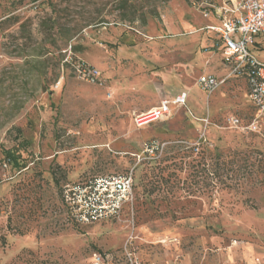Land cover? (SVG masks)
Here are the masks:
<instances>
[{
  "label": "rangeland",
  "instance_id": "rangeland-1",
  "mask_svg": "<svg viewBox=\"0 0 264 264\" xmlns=\"http://www.w3.org/2000/svg\"><path fill=\"white\" fill-rule=\"evenodd\" d=\"M237 1L0 0V161L20 157L0 162V264H264V161L246 154L264 149V109L206 30ZM204 74L223 83L205 92ZM130 172L119 214L72 213L70 187Z\"/></svg>",
  "mask_w": 264,
  "mask_h": 264
},
{
  "label": "built area",
  "instance_id": "built-area-1",
  "mask_svg": "<svg viewBox=\"0 0 264 264\" xmlns=\"http://www.w3.org/2000/svg\"><path fill=\"white\" fill-rule=\"evenodd\" d=\"M219 23L209 24L207 31H214L224 44V55L232 68V74L243 76L248 84V97L258 109H264V59L261 60L251 50L256 35L264 33V0H240L232 5L217 8ZM208 16L209 13H206ZM68 57L76 71L92 82L99 80V72L84 61L74 62ZM223 83L213 74L201 75L197 85L205 92H213ZM187 92L177 95L175 104L187 102ZM171 102L163 100L161 104L148 111L136 115L139 126L164 119L171 112ZM237 124L238 120L233 119ZM151 147H155L152 144ZM134 175L132 172L104 178L97 184L69 188L66 200L74 215L84 222H91L113 217L121 211L133 195ZM107 257L94 253L91 264H107Z\"/></svg>",
  "mask_w": 264,
  "mask_h": 264
},
{
  "label": "trees",
  "instance_id": "trees-1",
  "mask_svg": "<svg viewBox=\"0 0 264 264\" xmlns=\"http://www.w3.org/2000/svg\"><path fill=\"white\" fill-rule=\"evenodd\" d=\"M233 153H234L233 156H235V154H242V153H244V151H234ZM248 153L256 154L257 156L261 157L262 161H264V149L262 150L259 148H252V149L246 151V154H248ZM223 156H225V155L222 153L217 155V157H219V158L223 157ZM19 159H20V157L17 154H15V152L11 151L10 149H3V158L1 159L0 162L2 164H13V165L18 166L19 165ZM231 160H233V157L231 158Z\"/></svg>",
  "mask_w": 264,
  "mask_h": 264
},
{
  "label": "crops",
  "instance_id": "crops-1",
  "mask_svg": "<svg viewBox=\"0 0 264 264\" xmlns=\"http://www.w3.org/2000/svg\"><path fill=\"white\" fill-rule=\"evenodd\" d=\"M219 22L217 21L215 24H218ZM217 36V35H216ZM216 40H217V42L220 44V43H223V41H222V39L219 37V36H217V38H216ZM224 49V48H223ZM227 63H229L228 61H226ZM179 95V94H178ZM165 100V99H164ZM167 100V99H166ZM162 102V101H161ZM159 106V105H158ZM155 107H157V106H155ZM155 107H152V108H155ZM152 108H150V109H152ZM149 110V109H148Z\"/></svg>",
  "mask_w": 264,
  "mask_h": 264
}]
</instances>
